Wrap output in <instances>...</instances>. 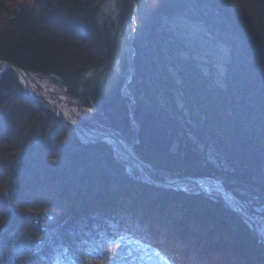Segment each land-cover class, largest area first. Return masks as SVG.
Returning <instances> with one entry per match:
<instances>
[{"label":"trees","instance_id":"obj_1","mask_svg":"<svg viewBox=\"0 0 264 264\" xmlns=\"http://www.w3.org/2000/svg\"><path fill=\"white\" fill-rule=\"evenodd\" d=\"M103 1L0 0V60L52 78L89 110L79 123L126 140L158 179L220 181L264 206V0H118L115 37L98 22ZM175 17L229 40L223 90L183 56L165 24ZM100 69V84L83 83ZM0 72V264H264L239 216L157 187Z\"/></svg>","mask_w":264,"mask_h":264},{"label":"rangeland","instance_id":"obj_2","mask_svg":"<svg viewBox=\"0 0 264 264\" xmlns=\"http://www.w3.org/2000/svg\"><path fill=\"white\" fill-rule=\"evenodd\" d=\"M117 1L118 0H104L100 5V12L98 16V22L100 26L104 27L107 25L108 31L113 37L119 34L118 18L120 9L118 7ZM165 24L169 32H171L183 43L185 47V51L182 53L183 56L185 58H192L196 61L204 77L207 79L210 88L214 90H223L225 88L226 66L230 53L229 40L217 35L216 33L210 32V30L201 23L190 21L181 17L169 18L165 21ZM127 51L129 54V60L131 61L132 48H128ZM130 70L132 71V69ZM105 76L106 73L104 69L90 71L84 76L85 78L83 83L86 84L88 81H91V85L94 86L100 84ZM171 76L174 77V80L177 82L178 90H176V98L180 107L182 108L183 102L181 99L183 94L180 90L182 85L181 81L177 77L175 71H172ZM27 79L33 94L39 99L45 101L58 113L62 114L64 118L76 120L77 118L83 117L82 110H86L87 112L89 111L87 109H80L76 102L71 101L67 96L65 89L54 82L52 78L29 74ZM78 136L82 141L85 142L96 140L91 135L82 131H78ZM193 140L196 139L193 137ZM115 146L116 145H113V147ZM201 151L205 153L207 158L216 166L224 165V162L215 149H205L203 146H201ZM118 156L119 158L126 160L124 159V154L122 156ZM129 170L131 171L132 169ZM200 180L203 181V179ZM208 183L216 184L211 181H208ZM217 185L222 190V194L230 196L238 204L240 210L245 211L247 214V209L251 206H254L253 209L255 212L251 214L250 217L253 218V220L258 224L259 230L264 234V206H257V202L253 200H249L248 203H243L242 201L235 199L227 190L223 191V188L219 183H217ZM186 189L189 192L196 191L195 188H191L189 186Z\"/></svg>","mask_w":264,"mask_h":264},{"label":"water","instance_id":"obj_3","mask_svg":"<svg viewBox=\"0 0 264 264\" xmlns=\"http://www.w3.org/2000/svg\"><path fill=\"white\" fill-rule=\"evenodd\" d=\"M0 68L4 71L7 68L14 69L20 76L21 82L23 83L27 94L30 99L33 101L43 105L59 122L66 124L68 126L79 129L80 131L91 135L96 140L106 141L109 144L117 145L122 148V152L124 157L133 163V165L142 173L148 180L153 182L159 188L171 189V190H183L187 191V187L190 185H194L196 188V192L201 194L207 198H210L214 201L220 202L226 209L231 211L232 213L239 216L243 222L254 232L255 236L260 240L261 243L264 244V236L259 230V226L257 223L245 212L237 209L235 206L230 203L227 199H223L221 196L213 195L211 193V188L209 185L205 184L200 179H194L193 177H184V178H175V179H166L161 180L155 177L147 168L146 164L136 155L133 151L132 146L124 139L109 133L99 132L95 129L86 127L85 125L75 121L66 119L61 116L56 110L50 107L45 101L36 97L30 89L29 81L27 79V74L20 67L16 66L12 63L3 62L0 60Z\"/></svg>","mask_w":264,"mask_h":264},{"label":"bare ground","instance_id":"obj_4","mask_svg":"<svg viewBox=\"0 0 264 264\" xmlns=\"http://www.w3.org/2000/svg\"><path fill=\"white\" fill-rule=\"evenodd\" d=\"M58 84V83H57ZM59 85V84H58ZM60 86V85H59ZM61 87V86H60ZM61 123V122H60ZM115 149H116V153L118 154V155H120V156H122L123 154H122V150H121V147H119V146H115ZM124 159H126L125 157H124ZM125 161H128L127 159L125 160ZM131 165L133 164L131 161H128ZM129 169H132V167H130L129 166ZM203 181H204V183L205 184H207V185H209V187L211 188V193L213 194V195H217V196H221V197H223V199L225 198V199H227L228 201H230V203H232V205L233 206H235L237 209H239L240 210V208H239V206H238V204L230 197V196H228V195H225V194H222V190L218 187V185H217V183H219L221 186H222V183L220 182V181H213V183H216V184H210V183H208V180H204L203 179ZM210 182V181H209ZM189 187H191V188H196L194 185H190ZM188 188V187H187ZM222 188H223V186H222ZM225 189L223 188V191H224ZM231 194V193H230ZM232 195V194H231ZM235 199H237L234 195H232ZM207 198V197H206ZM208 199H210V198H208ZM210 200H212V199H210ZM238 200V199H237ZM212 201H214V200H212ZM214 202H216V203H219V204H221L220 202H217V201H214ZM222 205V204H221ZM243 211V210H242ZM243 212H245V211H243ZM246 213V212H245ZM250 216V215H249ZM253 219V218H252ZM258 225V224H257ZM262 233V232H261ZM262 235L264 236V234L262 233Z\"/></svg>","mask_w":264,"mask_h":264}]
</instances>
